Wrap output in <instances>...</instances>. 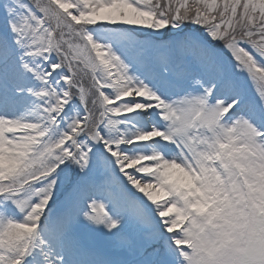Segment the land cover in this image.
Returning a JSON list of instances; mask_svg holds the SVG:
<instances>
[{"label":"snow or ice","instance_id":"6c2138e0","mask_svg":"<svg viewBox=\"0 0 264 264\" xmlns=\"http://www.w3.org/2000/svg\"><path fill=\"white\" fill-rule=\"evenodd\" d=\"M0 264H264V0H0Z\"/></svg>","mask_w":264,"mask_h":264}]
</instances>
